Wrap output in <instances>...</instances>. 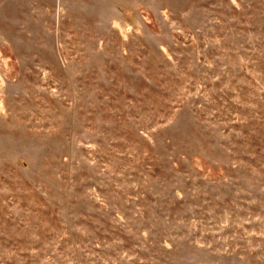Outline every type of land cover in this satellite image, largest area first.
Instances as JSON below:
<instances>
[{
	"label": "rangeland",
	"instance_id": "1",
	"mask_svg": "<svg viewBox=\"0 0 264 264\" xmlns=\"http://www.w3.org/2000/svg\"><path fill=\"white\" fill-rule=\"evenodd\" d=\"M0 264H264V0H0Z\"/></svg>",
	"mask_w": 264,
	"mask_h": 264
}]
</instances>
